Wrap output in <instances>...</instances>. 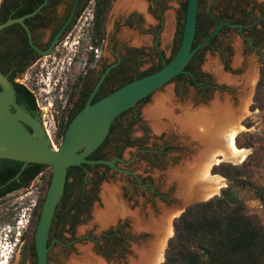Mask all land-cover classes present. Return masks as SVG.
I'll return each mask as SVG.
<instances>
[{
	"label": "rangeland",
	"instance_id": "rangeland-1",
	"mask_svg": "<svg viewBox=\"0 0 264 264\" xmlns=\"http://www.w3.org/2000/svg\"><path fill=\"white\" fill-rule=\"evenodd\" d=\"M117 1L113 0L104 25L107 34L111 37V45L113 41L121 44L126 40L127 46H131L132 42L136 43L139 40V43L134 45L138 51L134 55L136 60L129 61L127 64H130L132 68L136 66L137 71H142L152 62L156 64L159 61L168 59L171 55L177 26L181 23L180 4L186 0H147V2L142 0V2H145V7L147 4L149 5V12L146 13L144 10V13L138 15L141 19L139 23L140 30L133 33L127 31L124 26H120L114 31L113 20L116 13L119 12L115 10ZM217 1L199 0L197 12L201 15L213 12ZM242 1L246 2V6L243 4L241 7H246L244 9L247 13L251 11L249 18L256 20V28H259L257 9L261 8L264 10V0ZM137 13L140 14V12ZM146 17L149 18V21L146 20ZM243 37L244 35L240 34V30L238 31L234 27L223 31L216 37L215 42L209 48L203 50L199 59L193 63L194 70L204 75L202 78L211 85L209 92L203 95L199 91L196 93L192 87L182 81L168 82L148 96L146 100L133 107L132 112H127L113 124L115 129L109 137L110 139L121 129L124 134L133 140V146L122 148L120 151L125 164L121 165L119 162L115 164L114 162V167L120 171L112 168L106 171L102 168H96L94 170L96 175L90 173L82 177L81 187L89 202L82 207V212L71 230L66 224L52 228V232L59 234L60 240L57 241L56 245L51 244L48 253V264H68L70 259L82 256L79 248L88 247L87 245L93 246V244H97V247L100 245L102 236L97 239V228L95 225L90 226L89 223L93 220L94 212L101 210L99 198L100 193L102 196L103 190L101 187L104 184L107 185L111 192L119 195H114V208L120 207L117 204L123 202V205H126L129 209L127 215L118 217L120 220L115 226L125 240L128 238L127 245L122 239V247L127 246L125 250H129L132 245H135L132 241L136 239L137 235L132 233L134 229L132 228L131 230L130 223L127 219L124 220L123 217L130 215L131 212H139V208L141 209L140 217H143V214L147 212H151V208L153 212L150 214L156 213L158 215L159 197L163 199L162 204L169 205L171 203L169 196L173 193V188L167 185L169 173L178 171L183 166L191 168L195 163L197 150L194 148L195 145H188L177 131L171 127L168 128L166 118L160 117L159 128H156L155 125L157 123L145 116L144 110L152 107L156 99H160L163 103L172 106L174 117L176 118L187 111L196 113L200 110H210V104L214 101L220 106L233 104L236 108L239 101L248 100L249 98L245 105L247 113L238 122L242 129L234 139L237 147L248 150L247 156L239 164L221 163L238 167L242 166L248 172V179L254 185L264 189V87L262 88V93H259L256 87L259 77L257 74H259V70H264V35L260 41L261 43L255 48L250 47L249 41L243 39ZM70 48L73 49V45ZM68 54L69 52L60 56V60L70 56ZM149 55L152 56L150 59ZM113 66L115 65L112 63ZM216 69L219 70V73L226 80L221 81L219 79L216 75ZM64 70L60 62H58V66H56L55 70H50V73L51 75L52 73L55 74L57 77L62 75ZM249 71L252 73L249 74ZM44 81L47 83L45 78ZM50 86L51 84L42 86L44 90L39 92L40 94H43V91L48 92L47 94L49 95H46L48 97L46 101L42 102L36 95L37 107L41 110H39V116H33L32 120L39 125L41 131L47 137L48 144L57 147V143H60V140L57 141L54 136L55 126L52 124V119L55 118L60 110L58 106L61 104H57V97L50 93L52 90ZM247 95L248 97H246ZM193 103L196 106L190 109ZM38 118L39 122L37 121ZM127 120L131 121L128 126L125 125ZM26 127L31 130L29 126L26 125ZM198 130L201 131L199 128ZM138 145L157 150L160 154L159 161L157 159L158 162H153L154 164L150 165V167H145L142 160L144 151H136L134 147ZM128 153L132 156L129 161H126ZM189 162H192V164H189ZM127 165L129 168L127 171L131 170L133 174H130L131 177L126 175L127 171H123L120 168ZM121 171L123 172L119 173ZM48 173H50L49 170L37 175L25 189L15 194L14 206L16 215H14L13 224L9 227L6 224L0 226V263L7 261V264H30V255L27 254L22 258L21 250L30 236L28 222L31 209L38 201H41L39 203L41 206L47 188L44 186V181ZM213 175L220 176L218 174ZM137 177L141 180L144 179L145 185L137 188ZM220 177L223 178L224 185L218 190L216 196H219L220 190L228 185V181L224 177ZM233 192L244 204L246 213L254 218L260 226L264 227V208L253 194L247 189L238 188H234ZM96 203L98 208L94 209ZM123 205L121 204V206ZM148 215L149 213H147ZM158 216H155L154 219L160 217ZM146 217L144 218L146 219ZM150 217L153 219V216L149 215L145 223L149 221ZM115 228H110V230L115 231ZM7 230L12 231V237L14 238L9 245L6 244L5 239V235H8ZM106 232L108 230L104 234ZM137 238L140 239L139 237ZM13 244L15 245L13 246ZM127 255L129 253L126 252L117 255L116 253H109L107 257L120 263L125 260Z\"/></svg>",
	"mask_w": 264,
	"mask_h": 264
},
{
	"label": "flooded vegetation",
	"instance_id": "flooded-vegetation-1",
	"mask_svg": "<svg viewBox=\"0 0 264 264\" xmlns=\"http://www.w3.org/2000/svg\"><path fill=\"white\" fill-rule=\"evenodd\" d=\"M8 2V9H0V24L6 19L22 18V23L29 34V42L34 47L45 50L54 39L55 43L51 54L40 56L29 47L26 31L20 24L14 23L1 29L0 74L11 83L15 99L20 91L31 96L34 109H25L31 117L35 115L38 117L39 110H41L37 107L36 95L42 102L46 101L48 98L46 95H49L47 94L48 92L43 91V94L39 92L44 90L42 86L51 84L50 87H52V90L50 93L57 97V104H61L60 106L57 105L60 110L57 112L55 118L52 119L55 130L56 127L59 126L61 118L64 120L63 123L66 127L72 117L86 104L94 103L114 89L134 79H138L143 73L148 75L157 71L174 55L171 53L168 59L159 61L156 64L152 62V64H149L142 71H137L136 66L132 68V66L127 63L136 60L134 55L138 51L134 45L138 44L139 40H137L136 43L132 42L131 46H127L126 40L121 44L113 41L111 45V37L107 34L104 25L106 18L102 27H98L95 33V28L92 24V0H9ZM145 2H147V0H145ZM198 2L199 0H197V8ZM216 4L217 2L215 5ZM40 5L42 6L38 11L31 14ZM244 8L246 7L240 6L234 11L232 19L234 23L225 22L239 25L240 28H234L238 31L240 30V34L242 33L244 35L243 39L249 41L250 47L255 48L261 43L260 41L264 35V10L261 8L257 9L259 28H256V20L249 18L251 11L247 13ZM144 10L146 13L149 12L148 4ZM231 12L232 11H228V14ZM138 15H141V13L138 14L137 11L134 10H130V12H117L112 24L114 31L120 26H124L130 33L138 32V30H140L139 23L141 21ZM210 15L213 16L212 14ZM241 20H243L244 24L238 22ZM228 29V27L222 26L215 36L217 37ZM71 45H73V49L70 48ZM211 45L205 47L209 48ZM68 52L70 56L60 60V56ZM148 57L150 59L152 56L149 55ZM58 62H60L65 70L62 75L56 77L53 73L51 75L50 70H55L56 66H58ZM112 63L115 66L112 67ZM193 72L194 73L189 72L190 76L185 73L177 75L169 82L182 81L192 87L196 93L199 91V93L203 95L209 92L211 85L202 78L204 75L195 70H193ZM44 78L47 80V83H45ZM188 81H191L193 84L189 85ZM146 99L147 97L136 105ZM191 106L195 107L196 104L193 103ZM133 109L134 108L129 109L120 114L114 119L111 125L127 112H132ZM37 121H40L39 118ZM130 124L131 121L128 120L125 123L126 126ZM108 139L109 142L103 145L101 143L87 157V160L122 159L120 153L121 149L133 146V140L124 134L121 129H119L114 137ZM134 147L136 151H144L142 160L145 167H150V165L159 161L160 154L157 150L151 149V147L146 148L144 145ZM131 156L132 155L128 153L126 161H129ZM12 161L13 160L0 158V226L6 224L7 227L13 224L14 215H16L14 206L15 194L26 188L20 185V179L16 180L13 178L15 174L11 177H6L13 171ZM115 164H117V161H115ZM78 167L82 176L90 173L96 175L94 172L96 168H102L104 171L109 170V168L104 165L82 164ZM120 168L123 171L129 169L128 165L121 166ZM128 171L131 172V170ZM126 175L131 177L128 173H126ZM136 180L138 183H136L137 188L145 185L144 179L141 180L137 177ZM158 202L162 204L163 199L159 197ZM138 211V213H141L140 208ZM150 211L153 212V209L151 208ZM146 216L147 213L143 214V217ZM7 231L8 235H5V239L6 244L9 245L14 238L12 237V231ZM50 237L52 236L50 235ZM137 237L132 242L138 246L141 244L143 237ZM122 239L125 245H127L128 238L125 240L118 229L115 231L108 229V232L100 238V245L97 247V244H93L92 249L106 259H109L107 257L109 253H116V255L122 252L129 253L130 248L129 250H125L127 246H124V248L122 247ZM53 240L56 242H52ZM59 240L60 237L57 234V237L50 238L48 241L46 264H48V253L51 244L56 245ZM14 245L15 244H13V246ZM29 260L30 264H35V254L34 256L30 255ZM5 263L7 264V261H5Z\"/></svg>",
	"mask_w": 264,
	"mask_h": 264
},
{
	"label": "water",
	"instance_id": "water-1",
	"mask_svg": "<svg viewBox=\"0 0 264 264\" xmlns=\"http://www.w3.org/2000/svg\"><path fill=\"white\" fill-rule=\"evenodd\" d=\"M41 6L42 5L38 6L31 14L37 12ZM196 13L197 0H186L180 41L176 52L170 58V60L157 71L138 79H134L114 89L112 92L95 101L94 103L86 104L84 107H82L68 122L61 141L57 147H53L48 144L47 137L41 131L39 125L35 124V121L32 120V117L28 114V112L21 105H18L15 102L14 90L11 83L0 74V158L17 161L22 164L18 172L13 177L16 180L18 179L19 173L23 170L26 164H40L49 168L50 171L48 185L40 206L38 218L33 232L35 264H46L47 262V241L50 224L55 208L62 196L66 181L67 168L82 164H89L104 165L108 168L120 171L114 167V162L117 161L121 165H124L125 162L122 159L116 158L111 160H87V157L104 141L109 127L114 119H116L121 113L133 108L138 102L150 96L153 92L160 89L177 75L185 73L190 76V73L184 70L185 66L188 64L189 60L194 54L208 45V42L218 34L222 26H226L228 28H240V26L236 24L219 22L213 27L212 30L209 31L205 38H203L195 47L191 48L195 32ZM14 23L20 24L25 29L28 37L29 47L33 49L38 55L47 56L52 53L55 39L51 42L47 49H37L29 42V34L22 23V18L6 19L0 24V30ZM242 102L243 101H239L236 108L233 106V104H225L223 106H228L232 112V116L236 117L239 116L238 109H240L243 105ZM215 104V101L212 102L210 104V109ZM192 108L193 107L190 106V109ZM26 125L29 126L31 130L28 129ZM127 173L133 175L129 171H127ZM167 185H170L173 188V193L169 196L171 203L169 205L158 204L159 206L157 207V212L158 215L161 216L162 209L166 214L165 216L168 217L169 215L178 212L171 218V230L173 220L177 218L182 212H184L186 207L195 203L206 201L217 195H212L211 197L204 200L193 199L183 203L175 194L174 183L169 182ZM105 187H107L106 184H104L101 189L103 190ZM116 195L119 196L118 194ZM99 200L102 210L104 204L101 199V193ZM121 204L123 205V202H121ZM96 208H98L97 203L94 205V209ZM101 210H96L95 212ZM113 210L112 211L114 214H108V216L111 215V217L107 218L105 216L106 212H104L103 215L105 217H103L109 221L103 225H100L96 221V218L93 214V220L89 223V225L96 226L97 239L103 236L104 232L108 229L115 228L120 220L118 217L124 216L125 214L127 215L129 213V209L126 207V205L113 208ZM152 214L151 216L153 217L158 216L156 213L153 215ZM133 215L134 212H131L130 215L123 217L124 220L127 219V221L130 223L131 230V219ZM165 216H163V218H165ZM132 233L136 234L137 236H142V243H145V241L150 237V234L144 231L133 232L132 230ZM172 234L173 232L169 238L172 237ZM168 239L166 240V243ZM52 242L56 241L53 240ZM166 243L164 250L166 248ZM87 246L94 257L101 260L103 264H126L127 260L133 256L132 246L130 247L129 255L125 256V260L119 263V261L106 259L100 256L92 249V246ZM164 250L162 253V260L159 264H162L164 261Z\"/></svg>",
	"mask_w": 264,
	"mask_h": 264
},
{
	"label": "trees",
	"instance_id": "trees-1",
	"mask_svg": "<svg viewBox=\"0 0 264 264\" xmlns=\"http://www.w3.org/2000/svg\"><path fill=\"white\" fill-rule=\"evenodd\" d=\"M8 1L1 0L0 9H8ZM112 2L113 0H92V24L95 33L98 27H102ZM243 4L246 6V2L242 0H218L213 12L203 15L197 12L191 48L205 38L217 23L225 21L234 23L232 20L234 11ZM185 7L186 1L180 6L181 23L177 26L172 54L176 52L180 41ZM228 11H232V14H228ZM238 22L244 24L243 20ZM215 39L216 36L209 41L208 45L213 44ZM205 49L207 47L193 55L185 66V71L194 73L192 65ZM143 76H146V73L141 74L138 78ZM188 84L192 85L193 83L188 81ZM256 87L259 93H262L264 87L263 69L259 70ZM15 102L26 110L34 109L33 99L23 91H20L16 96ZM63 121L61 118L54 133L57 141H61L66 128ZM114 129L115 126L110 125L102 145L109 142L108 138L113 134ZM12 163L13 171L6 177L16 174L22 165L17 161H12ZM47 170L49 168L40 164H26L18 175V179L21 180L20 185L27 187L37 175L43 174ZM210 172L224 177L228 181V185L220 190L219 196L186 207L184 212L173 220V234L166 243L162 264H264V227L246 213L244 204L233 192L234 188L249 190L264 208V189L254 185L248 179V172L242 166L220 163L212 166ZM49 175L50 173L45 178V187L48 185ZM82 177L78 166L67 168L62 196L50 224L48 241L50 238L57 237V233L52 232V228L55 226L66 224L71 230L82 212V207L89 202L81 187ZM40 202L38 201L30 212L28 222L30 236L22 247V258L27 254L34 256L33 232Z\"/></svg>",
	"mask_w": 264,
	"mask_h": 264
},
{
	"label": "bare ground",
	"instance_id": "bare-ground-1",
	"mask_svg": "<svg viewBox=\"0 0 264 264\" xmlns=\"http://www.w3.org/2000/svg\"><path fill=\"white\" fill-rule=\"evenodd\" d=\"M144 3L142 0H118L115 10L121 12L134 10L144 13L146 8ZM146 20L149 21V18L146 17ZM215 71L221 81L226 80L218 69ZM250 73L252 72L249 71ZM248 101L249 98L242 102L243 105L238 109L239 116L236 117L232 116L228 106L215 104L210 110H200L196 113L187 111L182 116L175 118L173 107L163 103L160 99H156L152 107L144 110L145 116L157 123L156 128H159V118L164 117L168 121V128L171 127L177 131L188 145H195L197 156L193 166L190 165L191 168L183 166L178 171L170 172L169 181L167 182V184L169 182L174 183L175 194L183 203L193 199L204 200L218 193V190L224 185V181L220 176L209 172L213 165L221 162L239 164L246 158L248 150L237 147L234 139L242 129L238 122L247 113L245 105ZM189 164H192V162H189ZM114 195L116 194L107 187L103 188L101 199L104 209L94 213L96 221L100 225L109 221L104 218L105 216L107 218L111 217L108 214H114ZM117 206L121 205L117 204ZM161 211L162 215L159 218L154 219L155 217H153L152 219L150 217L147 223H145L147 218L140 217L138 212H134L131 219L134 232L144 231L149 233L150 237L145 243L141 242L138 246L132 245L133 256L127 260L126 264H159L162 260L166 240L172 233L170 221L172 216L178 212L168 217L165 216L166 214L162 209ZM104 212H106L105 216L103 215ZM147 213L151 215L150 212ZM79 249L82 256L70 259L68 264H103L101 260L94 257L89 247ZM0 264L6 263L3 261Z\"/></svg>",
	"mask_w": 264,
	"mask_h": 264
}]
</instances>
